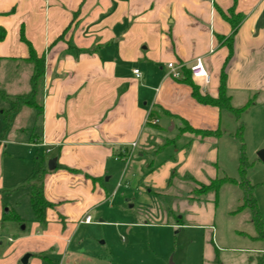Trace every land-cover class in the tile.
Returning a JSON list of instances; mask_svg holds the SVG:
<instances>
[{
    "label": "crops",
    "instance_id": "0c3cea01",
    "mask_svg": "<svg viewBox=\"0 0 264 264\" xmlns=\"http://www.w3.org/2000/svg\"><path fill=\"white\" fill-rule=\"evenodd\" d=\"M231 9L242 21L225 68L227 91L235 108L252 100L249 112L264 106V0H0V27L7 31L0 43V88L12 98L31 91L33 67L25 61L29 48L21 40L22 28L46 59L37 98L42 113L23 107L7 127L3 113L10 102L0 99V172L5 157L18 160L20 148L36 157L34 163L25 159L9 188L25 183L39 166V156L46 164L55 159L65 167L45 176V196L55 207L47 211V225L36 222L28 245L13 249V264L21 263L26 253L31 254L29 264L34 251H53L55 238L94 223L93 215L116 196L112 181L130 208L145 212V219L173 218L177 226L213 227L218 193L200 197L195 190L238 175L233 133L239 121L225 115L228 111L199 104L180 79L183 69L190 70L201 59L210 83L194 81L203 94L218 96L229 55L219 36L232 33L222 14L229 15ZM171 62L182 67L181 78L171 76ZM155 106L194 128L220 130L222 136L200 140L180 135L181 120L150 118ZM10 143L16 146L7 155ZM260 149L258 153L264 146ZM232 186L238 207L242 192ZM87 215L92 222L82 223ZM26 229L20 226V231ZM241 235L250 248L238 251H220L213 234L208 235L211 244L206 243L202 264H215L217 258L222 264H257L264 242L255 245L261 241L256 235ZM33 238L40 243L29 244ZM230 252L255 256L231 260L232 255L223 254Z\"/></svg>",
    "mask_w": 264,
    "mask_h": 264
},
{
    "label": "rangeland",
    "instance_id": "374dc122",
    "mask_svg": "<svg viewBox=\"0 0 264 264\" xmlns=\"http://www.w3.org/2000/svg\"><path fill=\"white\" fill-rule=\"evenodd\" d=\"M26 111H30L29 108H26ZM225 115L237 121L234 114L226 112ZM2 123L0 120V128ZM240 125L243 127L242 140L235 136ZM32 132L28 134L31 135ZM233 136L238 166L242 145L248 162L253 165L248 170V178L255 186L254 196L264 218V162L258 153L261 146H264V106L245 112ZM11 145L16 146V144H8V151H5L7 155L11 152ZM25 149L17 150L20 154L18 160L5 157L0 172V183L2 180L4 183L5 180L6 184L4 183L0 188V192L18 188H9V186L13 184L12 174H16L25 166V159L34 163L36 156L28 155ZM38 169L39 166L36 170ZM235 179H239V173ZM112 184L115 186L112 188V193H116V196L93 215L94 223L80 226L79 229L74 230V234L67 232L63 237L55 238L57 247L53 251L46 253L34 251L33 255L42 254L47 259L33 256L29 264H202L204 251H207L206 243L211 244L210 241L208 242V235L213 234L215 243L222 248L220 251H238V249L250 248L248 244L250 242L241 235L242 232L257 234L249 210L234 213L237 209L238 192L232 185L221 188L218 192L217 213L213 227L199 229L190 225H174L173 218L168 222L154 217L145 219L143 217L145 212H140L137 207L130 208V203H126L127 199L121 195L123 190L116 187V182L112 181ZM201 188L199 186L197 190ZM26 193H28L26 188L4 198L0 193V206L3 207V202L16 206V211L23 220L22 225L27 228L25 232L20 231L22 225L15 221L4 224V229L0 230V264H13V254H11L13 249L27 246L28 239L36 232L34 214ZM2 210L4 211V208ZM102 221L104 223H100ZM43 230V227L39 229L40 232ZM33 241L40 240L33 238L29 244H34ZM260 242L255 245H262L264 241ZM223 254L232 255V258L228 257L231 260H235L236 257L242 260L248 255L255 256L253 253Z\"/></svg>",
    "mask_w": 264,
    "mask_h": 264
},
{
    "label": "trees",
    "instance_id": "16d2710c",
    "mask_svg": "<svg viewBox=\"0 0 264 264\" xmlns=\"http://www.w3.org/2000/svg\"><path fill=\"white\" fill-rule=\"evenodd\" d=\"M236 2V0H235ZM229 15L222 14L223 18L231 24L232 33L229 37L219 36V40L224 46H227L229 49V55L224 63L221 79H220V87L219 94L217 97H212L208 94H203L201 92V88L194 81V78L191 75L190 70L183 69V75L180 79V82L189 86L191 88L192 97L199 103L203 105L213 106L219 108L222 111H228L235 115L237 121L240 122L241 116L254 104L251 100L245 106L241 108L233 107L231 103V98L228 96L227 91V74L225 72V68L233 56V42L234 38L238 32L239 26L242 21V17L240 15H236L234 13V9H231ZM68 30V29H67ZM66 30V31H67ZM65 31V32H66ZM7 37V31L0 27V43L3 42ZM62 38V37H61ZM21 40L27 44L29 48V56L25 59L26 62L32 65L33 71L31 76V91L27 94L17 95L15 97H10L5 93L4 90L0 88V99L10 102V109L4 111V119L7 127H9L12 117L18 113L23 107H29L38 110L40 113L43 111V106L38 102L37 98L41 92V85L45 75V67H46V59L45 55H39L34 49L31 42L26 38L24 28L21 30ZM172 118L179 119L183 127L179 129V134H189L191 138H198L200 140L207 139H217L222 136L220 130H204L197 129L192 127L187 121L176 117L169 112L161 109L159 106H155L150 113V118ZM243 127L240 125L238 132L235 134L240 140H242ZM177 138L172 140H167L165 145L161 147L158 151H162L164 148L174 143ZM241 156L239 159V179H234L230 177H222L213 180L208 185H200L202 188L198 191L195 190V194L197 196H206L210 192L218 193L220 189L229 184L237 186L242 192V201L241 204L237 207L235 214L242 212L243 210H249L252 215L253 224L256 228L257 234L254 237L256 240L264 241V218L261 215L258 207V202L254 196L255 186L251 184L248 178V170L253 166L250 164L245 156L244 145H242ZM36 162L39 164V169L34 170L26 179L25 183L12 190H3L0 193L2 197L11 196L15 192L19 191L22 188H26L29 192L31 209L34 214L35 222L41 225H47V211L49 209H53L55 204L49 202L45 196V176L49 173V169L46 166V161L44 157L39 156L36 159ZM57 169H65L61 164H57ZM69 170V169H67ZM74 172L73 170H69ZM4 212L2 218L0 220L1 225L4 226L5 223L10 221H15L19 225L23 224L22 218L19 216L18 212L13 206L7 205L3 202ZM179 221L178 223H180ZM41 258L47 259L42 254L33 255ZM215 264H222L221 261L217 258ZM257 264H264V254L258 257Z\"/></svg>",
    "mask_w": 264,
    "mask_h": 264
},
{
    "label": "built area",
    "instance_id": "2783aa9c",
    "mask_svg": "<svg viewBox=\"0 0 264 264\" xmlns=\"http://www.w3.org/2000/svg\"><path fill=\"white\" fill-rule=\"evenodd\" d=\"M168 68L170 70L171 76L174 78H181V69L182 67L177 66L175 63L171 62L168 64ZM191 75L194 79H201L205 85H209L210 83V76L205 68L204 63L201 59H197L195 63L190 67ZM135 75L139 78L141 77V73L139 70L134 71ZM157 123V121L155 122ZM92 222V216L87 215L82 223H91Z\"/></svg>",
    "mask_w": 264,
    "mask_h": 264
},
{
    "label": "water",
    "instance_id": "95a60500",
    "mask_svg": "<svg viewBox=\"0 0 264 264\" xmlns=\"http://www.w3.org/2000/svg\"><path fill=\"white\" fill-rule=\"evenodd\" d=\"M173 125H174V124L172 123V126H173ZM259 157H260V159L264 162V150L261 151V152H259ZM56 167H57V161H56L55 159L50 160V161H49V164H48V169H49L50 171H53V170L56 169ZM30 257H31V254H29V253L26 254V255H24V257H23L22 260H21V263H22V264H28Z\"/></svg>",
    "mask_w": 264,
    "mask_h": 264
}]
</instances>
